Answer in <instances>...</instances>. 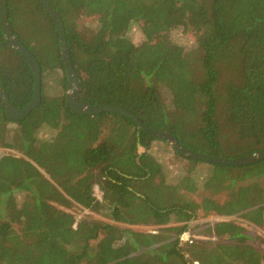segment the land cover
Masks as SVG:
<instances>
[{
	"label": "trees",
	"instance_id": "1",
	"mask_svg": "<svg viewBox=\"0 0 264 264\" xmlns=\"http://www.w3.org/2000/svg\"><path fill=\"white\" fill-rule=\"evenodd\" d=\"M48 1L64 21L80 100L123 106L202 154L234 159L264 150V0ZM8 14L41 65L43 100L16 123L0 100V148L23 154L0 158V264H264V239L233 223L216 225L220 240L179 237L199 209L264 228V160L215 165L220 176L207 181L199 204L190 202L149 151L160 139L117 114L80 116L68 107L58 30L40 2L8 0ZM85 18L95 19V29L81 28ZM136 24L146 37L138 46L129 38ZM181 28L196 35L194 51L165 36ZM51 71L61 75V95L44 92ZM0 87L19 109L35 88L30 65L8 45L1 24ZM44 128L54 131L50 139L38 137ZM138 143L146 149L139 163ZM215 183L220 188L210 189ZM75 204L106 212L114 224L78 220L60 208Z\"/></svg>",
	"mask_w": 264,
	"mask_h": 264
},
{
	"label": "rangeland",
	"instance_id": "2",
	"mask_svg": "<svg viewBox=\"0 0 264 264\" xmlns=\"http://www.w3.org/2000/svg\"><path fill=\"white\" fill-rule=\"evenodd\" d=\"M95 27H96V21L93 18H85L81 21V28H84L86 30H93L95 29ZM165 36L174 45L183 48L185 51L188 49L194 51L197 48V37L196 35H194V33L190 31H186L181 28L173 31L172 33L168 32ZM129 38L135 46L143 44L146 40L143 30L138 24L134 25L131 28L129 33ZM230 78H231V74L229 73H225L223 75V81H227ZM60 82H61L60 74L54 73L53 71L48 72L45 78V85H44L45 94H47L48 96L63 94L61 90ZM66 93L67 91L65 92V94ZM161 94L163 96V102L166 105V107L168 106L169 108H171L172 97L169 90H166V88L161 87ZM15 128L16 127L14 125H10L9 127L10 133ZM53 134L54 131L44 128L38 133V137L41 139H50ZM141 151L144 153L146 149L142 148ZM149 151L151 155L155 159L159 160V162L162 164L163 173L164 176L166 177L167 183L170 184V186L172 185L179 186L180 193H189V195H187L186 198L187 200L189 199L190 202L199 204L202 199L201 194L205 191L204 185L214 175L220 176V171L216 169L215 165L211 163H205L199 161L197 163L192 162L191 160H187L180 155H176L171 145L166 142L160 140L153 141L151 143V148ZM5 155H10L14 157H23V154L18 151L0 148V158H2ZM40 171L44 174V176L47 177V174L45 173L44 170L40 169ZM157 181L159 180L157 179ZM210 187H212L210 188L212 190L220 188L216 185V183L215 185H210ZM94 196L99 200L102 199V192L99 190L98 186L94 187ZM19 198H20L19 200L22 201L23 197H19ZM221 198L222 200L224 199V197ZM157 202L154 201L155 205L161 206L160 205L161 201L157 200ZM175 203L177 202L175 201ZM60 208L72 213L78 220L86 218L94 221L114 224V222L111 220V218L107 215L106 212H102V213L92 212L77 204H75L70 209L65 207H60ZM225 222L233 223L235 225L244 227L249 233L260 236L261 238L264 239V228L255 227L247 223L238 216L225 217V216H218L214 213L205 214L204 211L199 209L196 211V214L194 215V219L192 221L190 220L189 223H187L186 231L179 236L180 240L182 243L188 240H192V241L220 240L221 237H219L213 230L215 229L216 225ZM175 223H176L175 221H172L171 224H169V226L174 225ZM121 226L127 227L125 225H121ZM131 228L135 231H141V232H155L156 230V228L154 227H144V226H134ZM262 248H264V244L262 245Z\"/></svg>",
	"mask_w": 264,
	"mask_h": 264
},
{
	"label": "water",
	"instance_id": "3",
	"mask_svg": "<svg viewBox=\"0 0 264 264\" xmlns=\"http://www.w3.org/2000/svg\"><path fill=\"white\" fill-rule=\"evenodd\" d=\"M38 1L51 16L58 30L62 55L61 58L65 64L68 77L66 103L75 114L80 116H91L102 113H111L117 114L121 117H125L129 120H132L136 124V127L139 131L144 130L145 132L153 135L154 137L170 144L174 152H176L178 155L184 157L187 160L211 163L224 168L228 166L247 167L257 164L264 160V150H259L246 156L234 159L218 158L202 154L182 145L176 135L151 128L149 125L145 124L143 120L139 118V116H136L133 111L124 108L123 106L117 104L90 106L88 103L80 100L78 94L81 89V84L79 82L77 72L72 64V59L70 58L66 39L65 25L62 16L52 7L48 0ZM0 24L6 42L11 48L15 49L28 62L35 78L33 98L30 104L23 109L17 108L11 101L5 88L0 87V100L5 106L6 119L14 123L22 122L25 118H28L34 110L39 108L42 103V69L38 59L35 58V55L19 40V38L14 34L12 30L8 14V0H0ZM137 146L139 149V156L136 160L139 163L140 155L143 154V152L141 151L143 147L141 143H138ZM193 219L194 217H192L191 221Z\"/></svg>",
	"mask_w": 264,
	"mask_h": 264
}]
</instances>
